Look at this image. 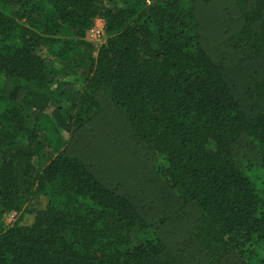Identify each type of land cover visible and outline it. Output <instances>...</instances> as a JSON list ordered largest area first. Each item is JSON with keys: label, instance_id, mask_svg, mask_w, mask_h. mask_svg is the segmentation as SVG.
<instances>
[{"label": "trees", "instance_id": "obj_1", "mask_svg": "<svg viewBox=\"0 0 264 264\" xmlns=\"http://www.w3.org/2000/svg\"><path fill=\"white\" fill-rule=\"evenodd\" d=\"M234 6L213 54L198 0H0V264H264V0ZM96 18L107 39L93 53ZM103 102L201 262L169 253L161 202L61 148ZM36 195L44 207L28 210ZM25 211L31 224L4 225Z\"/></svg>", "mask_w": 264, "mask_h": 264}, {"label": "rangeland", "instance_id": "obj_2", "mask_svg": "<svg viewBox=\"0 0 264 264\" xmlns=\"http://www.w3.org/2000/svg\"><path fill=\"white\" fill-rule=\"evenodd\" d=\"M234 4L235 0H198V8L202 10L199 13L202 41L213 54V47L218 44V36L227 30L233 31L237 23ZM103 26V21L96 18L89 30L88 38L93 45V53L107 39ZM122 123L112 106L103 102L100 112L83 130L73 133L61 148L67 147L81 155L87 153L88 160L93 161L101 178L111 187L129 192L140 204L146 206L150 203V198L161 202L163 210L170 215L155 225L167 250L174 256L182 255L192 261L201 262V255L196 256L187 246L182 245L181 234L186 222L170 210L172 200L167 197L163 180L151 169L149 157L138 151L137 146L124 136ZM45 203L46 198L43 195H36L26 207L28 210L37 209L44 207ZM159 215L154 213L150 218L157 220ZM16 221L19 225L31 224L33 214L27 211L22 214L11 212L5 216L4 225L10 226Z\"/></svg>", "mask_w": 264, "mask_h": 264}]
</instances>
